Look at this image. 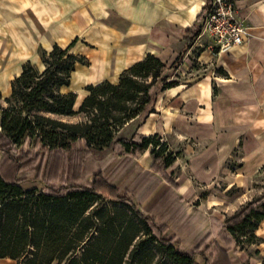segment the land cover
Returning <instances> with one entry per match:
<instances>
[{"label": "trees", "instance_id": "trees-1", "mask_svg": "<svg viewBox=\"0 0 264 264\" xmlns=\"http://www.w3.org/2000/svg\"><path fill=\"white\" fill-rule=\"evenodd\" d=\"M199 31L197 23L186 29L184 50ZM74 42L67 46L55 43L48 51L42 49L43 68L26 62L12 79L10 94L3 98L7 106H0V136L5 141L13 145L34 141L52 150H64L84 139L85 147L101 148L109 145L114 133L126 123L152 111L155 88L165 90L180 84L177 78H170L172 71L169 70L176 67L183 50L170 64L147 52L141 60L123 69L117 82L103 80L85 85L87 94L75 109L76 92L63 88L70 84L75 65L87 64L88 60L71 51ZM213 93H217L215 87ZM77 113L87 118L69 122L57 117ZM120 141L127 152H143L151 146L150 167L175 183L165 169L175 161L176 154L168 152L167 144L157 133ZM99 195L105 194L93 181L85 185H47L41 190L24 188L20 180L5 177L0 169V257L15 259L17 264L20 257L25 259L23 264H52L54 261L60 264L69 253L66 256L69 264H95L101 250L93 242L97 235L106 234L110 236L103 252L108 254L107 260L116 251L126 252L132 245L130 251L134 252L146 243L148 252L151 249H155L154 253L162 252L172 264L193 263V253L178 248L172 239L159 236L151 219L128 196L117 193L108 196L110 201L125 206H79L82 197L91 200ZM237 214V220L224 224L231 241L240 249L244 244L258 243L260 237L255 230L264 219V195L247 202ZM140 230L147 238L136 241ZM121 261L120 257L118 264Z\"/></svg>", "mask_w": 264, "mask_h": 264}, {"label": "crops", "instance_id": "crops-1", "mask_svg": "<svg viewBox=\"0 0 264 264\" xmlns=\"http://www.w3.org/2000/svg\"><path fill=\"white\" fill-rule=\"evenodd\" d=\"M205 1L0 0V94L3 98L10 94L11 81L26 62L37 67L43 65L42 49L48 51L55 43L67 46L75 40L71 51L84 55L88 63L75 65L70 84L64 90L76 92L75 105L77 99L79 105L87 94L85 85L103 80L117 82L120 72L141 60L147 52L166 63L173 61L185 47L186 29L192 28L201 18ZM235 5L236 18L247 26L246 41L223 53L213 52L209 45L203 46L197 52V59L207 64L206 72L186 86L180 83L164 92L169 93L170 114L185 116L188 124L182 122L181 128L191 135L207 137L210 132L226 130L231 124L235 130H249L251 138L245 148L249 149L248 155H253L255 159L252 173L264 162V136H261L264 133V0H235ZM196 37V43L202 45L203 36ZM193 48H185L186 56ZM213 87L217 90L216 94ZM244 107L249 114L248 128L237 126L239 112ZM163 114L157 113L152 118L150 113L137 132L150 135L173 128L178 119L167 118ZM188 154L191 155L189 166L198 178L211 179L223 167L220 159L209 161L207 150ZM151 155L149 146L136 158L140 163L143 157L138 171L148 166ZM177 158L166 168L168 174ZM175 179L179 182L178 178ZM124 188H127L126 181ZM127 190L131 192L129 188ZM177 190L181 195L192 197L195 187L192 181L186 179L179 183ZM161 194L150 190L147 197L138 196L139 202L134 197V191L129 193L144 215L155 217L169 207L163 206L164 199H168L169 195L160 200L159 206L154 205ZM187 208L197 210L194 206ZM198 211L203 214L202 218L210 214ZM238 211L236 209L231 215H225L224 219L212 212L219 217L216 226L237 220ZM179 220H187L188 224L189 216L181 215ZM255 233L260 241L251 245H262L264 248V219ZM0 264H17V261L0 257Z\"/></svg>", "mask_w": 264, "mask_h": 264}, {"label": "rangeland", "instance_id": "rangeland-1", "mask_svg": "<svg viewBox=\"0 0 264 264\" xmlns=\"http://www.w3.org/2000/svg\"><path fill=\"white\" fill-rule=\"evenodd\" d=\"M200 20L201 18L199 23ZM195 38L189 46H194L191 53L186 56V49L183 48L176 67L169 70L172 71L170 78H177L184 86L201 76L207 68L206 63L197 59V52L203 46L211 45L212 42L208 39L207 34H204L201 39L202 45L196 43L197 37ZM211 49L216 52V49ZM171 62H167V64ZM38 68L42 69L43 65ZM216 71L223 73L218 69ZM214 84L216 86V83ZM78 102L79 99L76 100L75 109L79 106ZM169 102V93L160 90L159 86L155 88L154 101L150 105L151 117L154 118L157 113L162 112L166 117H176L169 112ZM0 106H7V102L2 96H0ZM1 112L0 108V115ZM247 112L246 107L242 109V112H239L238 127H249ZM150 113L146 116L141 114L126 123L114 133L113 141L101 148H87L84 139H79L68 149L52 150L34 141L13 145L0 136L1 173L5 177L20 180L24 188L36 187L39 190L47 185L52 187L69 184L85 185L93 181L94 185L105 195L93 196L91 200L82 197L79 200V206L84 204L87 206H125L110 201L108 196L117 193L131 198L129 193L134 191V197L140 202L138 196L141 194V196L147 197L150 190L154 193H162L157 204H154L159 206L160 200L169 195L168 199L163 201V206L169 207L164 208L166 210L161 212V215L158 214L156 217L148 215V217L159 236L170 238L178 248L193 253L192 264H260V262H264L262 245L259 247V245L244 244V248L240 249L231 241V237L224 229V223L216 226L219 221L217 214H220L224 219L225 215H231L234 210L241 209L250 200L264 195V162L261 163L262 167L260 166L251 173L255 159L253 155H248L249 149L245 148L251 138V132L235 130L234 125L231 124L226 130L210 132L207 137H199L183 131L181 123L183 122L184 125L188 123L185 122V116H177L178 121L173 128L158 134L160 140L167 144L168 152L176 154L178 157L169 174L165 169L169 178L175 182L173 184L160 171L150 167L153 155H151L148 166L138 171L141 168L139 164L143 161V157L140 159V163L136 158H139L144 151L127 152L120 141V139L129 140L132 137L139 139L143 134L138 133L137 129ZM57 117L69 122L83 121L87 118L83 113ZM261 136H264V133ZM201 149L207 150L210 162L221 160L223 166L221 171L211 179L196 177L189 166L191 155L188 153L196 154ZM246 155L248 156L246 157ZM156 166L160 167L158 163ZM124 176L127 177L123 181ZM175 178H178L179 182ZM186 179L192 181L195 187L192 197L177 193L179 183ZM125 181L126 187L131 189V192L124 188ZM181 190L183 191V189ZM187 206H194L197 210L191 211ZM173 208L175 209L172 211ZM198 209L205 213L208 211L210 214L204 215L202 218L203 214ZM181 215L189 216L188 224H186L187 220H179ZM204 226L206 228H203ZM137 234L136 241L147 238L146 233L142 230ZM109 241L110 236L106 234L96 236L93 245L101 250L98 258L101 259L103 256L105 258L102 261L98 259L95 264H118L120 257L122 258L121 264H172L162 252L156 250L154 253L155 249L148 252L146 248H149V245L146 243L137 247L134 252L130 251L132 245L126 252L122 249L116 251L113 253L114 256L111 255L112 258L107 260L108 254L104 255L103 252L108 247ZM66 256L61 259L60 264H69V259L67 260ZM77 256H80L79 252ZM18 261L23 264L25 259L20 257ZM55 263L56 261L52 264Z\"/></svg>", "mask_w": 264, "mask_h": 264}, {"label": "built area", "instance_id": "built-area-1", "mask_svg": "<svg viewBox=\"0 0 264 264\" xmlns=\"http://www.w3.org/2000/svg\"><path fill=\"white\" fill-rule=\"evenodd\" d=\"M235 7V0H206L204 3L197 36L207 34L212 42L210 48L217 53L228 52L246 41L247 26L236 18Z\"/></svg>", "mask_w": 264, "mask_h": 264}, {"label": "bare ground", "instance_id": "bare-ground-1", "mask_svg": "<svg viewBox=\"0 0 264 264\" xmlns=\"http://www.w3.org/2000/svg\"><path fill=\"white\" fill-rule=\"evenodd\" d=\"M74 106H75V104H74Z\"/></svg>", "mask_w": 264, "mask_h": 264}]
</instances>
